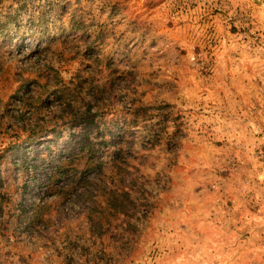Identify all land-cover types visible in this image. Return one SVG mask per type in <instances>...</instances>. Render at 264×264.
I'll list each match as a JSON object with an SVG mask.
<instances>
[{
  "label": "rangeland",
  "instance_id": "374dc122",
  "mask_svg": "<svg viewBox=\"0 0 264 264\" xmlns=\"http://www.w3.org/2000/svg\"><path fill=\"white\" fill-rule=\"evenodd\" d=\"M0 264H264V0H0Z\"/></svg>",
  "mask_w": 264,
  "mask_h": 264
}]
</instances>
